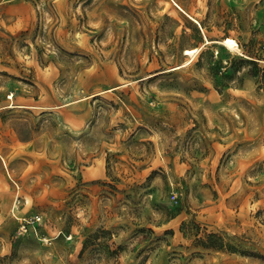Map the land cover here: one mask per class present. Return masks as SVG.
<instances>
[{"label": "rangeland", "instance_id": "374dc122", "mask_svg": "<svg viewBox=\"0 0 264 264\" xmlns=\"http://www.w3.org/2000/svg\"><path fill=\"white\" fill-rule=\"evenodd\" d=\"M0 264H264V0H0Z\"/></svg>", "mask_w": 264, "mask_h": 264}, {"label": "bare ground", "instance_id": "6f19581e", "mask_svg": "<svg viewBox=\"0 0 264 264\" xmlns=\"http://www.w3.org/2000/svg\"><path fill=\"white\" fill-rule=\"evenodd\" d=\"M224 42L229 46V47H233V45L235 44V42H234V40L233 39H231V38H226L225 40H224ZM187 52H186V54H190L191 56L194 54V52H196L197 51V49L196 48H190V49H187L186 50Z\"/></svg>", "mask_w": 264, "mask_h": 264}, {"label": "trees", "instance_id": "16d2710c", "mask_svg": "<svg viewBox=\"0 0 264 264\" xmlns=\"http://www.w3.org/2000/svg\"><path fill=\"white\" fill-rule=\"evenodd\" d=\"M208 236H209L210 238H212V237H216V235L213 234V233L209 234Z\"/></svg>", "mask_w": 264, "mask_h": 264}]
</instances>
